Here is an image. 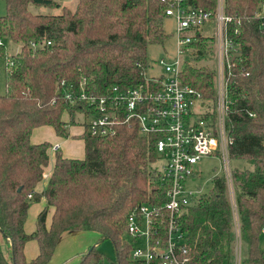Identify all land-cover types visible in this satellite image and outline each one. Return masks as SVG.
Masks as SVG:
<instances>
[{
    "label": "trees",
    "instance_id": "trees-1",
    "mask_svg": "<svg viewBox=\"0 0 264 264\" xmlns=\"http://www.w3.org/2000/svg\"><path fill=\"white\" fill-rule=\"evenodd\" d=\"M3 1L0 37L5 35L21 51L6 58L0 45V60H6V93L0 95V264H49L61 235L80 231L96 233L99 243L108 240L113 264H134L130 260L134 244L125 234L127 214L141 203L163 204L168 190L151 167L158 159L153 136L143 137L135 126L126 125L117 126L110 137L83 133L84 157L65 158L57 152L41 194L34 188L43 179L50 145L32 144L30 136L35 128L49 126L67 138V125H73L75 116L82 118L76 117V123H84L91 113L84 105L71 106L65 100L58 90L61 82L75 92L83 84L85 92L98 97L113 87L124 92L143 84L148 45L167 38L164 6L160 0H77L72 11L57 0ZM187 3L209 12L215 9V0ZM263 3L224 0V13L231 18L229 35L237 45V52L230 54L235 67L225 119L231 140L228 153L231 161L249 166L234 168L231 176L244 247L240 264H264L259 246L264 234V27L255 16ZM30 6L59 13H34ZM30 42L41 46L33 49ZM190 47L196 49L195 62L213 61L212 39L196 36ZM213 78L212 68L193 65L184 66L181 76L206 100L215 97ZM42 198L46 206L36 229L26 234L27 211ZM50 208L54 211L47 229ZM179 224L191 264H232L234 210L224 177L211 179V188L186 208ZM32 240L39 253L28 262L24 246ZM99 243L80 254L78 264H101Z\"/></svg>",
    "mask_w": 264,
    "mask_h": 264
},
{
    "label": "built area",
    "instance_id": "built-area-1",
    "mask_svg": "<svg viewBox=\"0 0 264 264\" xmlns=\"http://www.w3.org/2000/svg\"><path fill=\"white\" fill-rule=\"evenodd\" d=\"M160 2L164 6V17L175 22L176 42L173 57L159 61L163 75L145 78L143 84L124 92L113 87L101 97L85 92L83 84L80 91L75 92L73 87L61 82L59 91L71 106L81 104L91 112L82 123L87 135L94 138L114 136L117 126L126 125L135 126L143 137L155 139L157 161L163 163V176L158 172L160 181L168 184V190L163 204L141 203L127 214L125 234L134 244L130 254L134 264H191L179 220L197 199L196 192L187 189V181L196 173L194 166L205 157H219L222 161L234 210L233 264H240L241 241L228 153L231 140L225 123L231 104L229 78L235 67L230 54L237 52V45L229 35L231 18L224 13V0H215L213 12L193 8L187 0ZM261 6L264 7V3ZM255 16L264 27V11L260 8ZM205 26L212 28L211 36L202 33ZM196 36L213 40V100L204 99L181 79L187 61L196 56V49L190 47ZM0 45H3L2 40ZM29 46L36 49L41 45L30 42ZM20 51L21 46L17 53Z\"/></svg>",
    "mask_w": 264,
    "mask_h": 264
},
{
    "label": "rangeland",
    "instance_id": "rangeland-1",
    "mask_svg": "<svg viewBox=\"0 0 264 264\" xmlns=\"http://www.w3.org/2000/svg\"><path fill=\"white\" fill-rule=\"evenodd\" d=\"M57 2H59L61 7L65 6L73 11L76 6L75 3H77V0H57ZM260 8L262 11H264L263 6H261ZM29 10L34 13H42V14L55 15L59 13L57 9L51 10L45 7L30 6ZM5 13H6L5 3L3 0H0V17L4 16ZM163 29L167 35V38L160 44H152V45H148L147 47L146 63L144 68V77L147 79L157 78L163 75L164 70L159 65L160 59L170 60L174 54L175 43H176L174 20L171 18H165L163 21ZM202 33L211 36L212 28L205 26L202 28ZM0 40H2L3 46L5 47L6 58L17 53V50L20 45L14 44L12 41L7 39L5 35H3V37H0ZM213 51H214V47H213ZM187 65L207 66L213 68V61L195 62L194 60H190V62L187 61ZM5 66H6V60L3 58L0 60V95H4L6 93ZM59 86H58V90L60 89ZM64 117L68 119L67 113H64ZM76 117H77L76 119L77 121H81L82 118H80V116L76 115L75 118ZM75 118L73 125H67V130L70 128V133L68 137L69 141L67 147L70 153L72 154L74 153L76 154L83 150L81 137L83 134L84 126L82 125L81 122L76 123ZM162 166L163 163L161 161H156L154 164H152L151 167L157 169L158 172L161 174V176H163ZM245 167L249 168V166L243 161L230 160L231 176L234 168L243 169ZM194 171L196 172L195 175L190 176L189 177L190 179L187 181V189L190 191H195L196 197L208 192V190L211 188V179L214 176L221 175L225 179L222 170V161L219 157L203 158L199 163H197L194 166ZM259 246L261 250L264 252V234L261 235L260 237ZM80 249L81 248L79 247V244H72V242H70L69 240L63 241L62 243H60L57 249V253L53 255L52 264H78L79 255L80 253H82L80 252ZM98 249L104 255L101 264H113L114 251L111 243L108 240L101 241L98 244ZM2 251L3 252L6 251L5 245H3ZM240 253H241L240 254V260H241L244 254V247L242 244H240ZM76 259L78 262H76ZM233 260H234V253L232 258V264H233Z\"/></svg>",
    "mask_w": 264,
    "mask_h": 264
},
{
    "label": "crops",
    "instance_id": "crops-1",
    "mask_svg": "<svg viewBox=\"0 0 264 264\" xmlns=\"http://www.w3.org/2000/svg\"><path fill=\"white\" fill-rule=\"evenodd\" d=\"M76 5V3H75ZM63 120L66 122L68 119L66 117L63 116ZM69 128V127H68ZM84 129H83V133H84ZM68 133H70V128L68 129ZM83 135V134H82ZM69 137V136H68ZM68 137L67 138H62L59 137L55 131L53 130V128L49 127V126H41L38 128H35L30 136V142L32 144H40L43 142H47L50 145V148L47 151L48 154V165L46 166V168L44 169V175H43V179L36 185V187L34 188V192L36 194H41L44 189L47 186L48 180L51 176V173L53 171V167H54V163H55V155L57 152H60L61 155L65 158H71V159H82L84 157V145H83V141L82 145H83V150L78 152V153H70V151L68 150ZM58 146V149H53L54 147ZM46 206V202L45 199H40V201L38 202H34L30 205L28 211H27V216H26V220L24 223V232L26 234H32L35 229H36V220L38 218V215L43 211V209ZM53 208L48 209V213L46 216V221H45V226L47 229H49L50 225H51V220H52V215H53ZM69 240L70 242H72V244H79L80 252H85L84 250H86L87 248L89 249L91 246L97 244L98 242V235L94 232H66L63 233L58 241V244L56 246V251L55 253H57V249L60 245V243H62L63 241ZM87 249V250H88ZM39 253V247L36 241L32 240V241H28L25 246H24V257L26 259V261H31L34 258L37 257ZM54 253V255H55ZM80 253V254H82ZM53 261V257L52 260L49 264H52ZM76 262L77 259H76Z\"/></svg>",
    "mask_w": 264,
    "mask_h": 264
}]
</instances>
